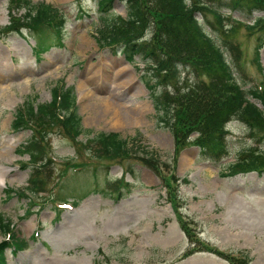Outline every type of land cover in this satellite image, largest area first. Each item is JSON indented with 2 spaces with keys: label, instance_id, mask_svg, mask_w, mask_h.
Instances as JSON below:
<instances>
[{
  "label": "rangeland",
  "instance_id": "1",
  "mask_svg": "<svg viewBox=\"0 0 264 264\" xmlns=\"http://www.w3.org/2000/svg\"><path fill=\"white\" fill-rule=\"evenodd\" d=\"M34 1L59 7L66 17L65 36L63 46L56 47L47 30L48 48L37 55L36 39L29 31L0 32V182H5L0 188V215L13 223L12 232L27 240L23 251L6 250L5 263L234 264L216 253L218 249L248 255L249 264H264V172L227 173L239 152L252 146L264 150V141L257 143L246 124L231 121L230 154L223 160L206 159L192 142L175 152L174 138L160 126L153 97L140 79L144 64L121 66L126 61L122 53L96 43L98 0ZM9 5L10 0H0V30L10 22ZM113 10L126 15L125 2L116 0ZM220 13L225 17L222 24L212 12L198 18L222 48L226 50L227 40L239 46V61L226 53L245 88L263 85L264 29L250 32L244 26L263 13L244 3L221 6ZM83 38L89 42L82 45ZM257 48L262 71L255 61ZM110 64L114 77L108 76V84L101 87ZM58 82L73 87L77 98L90 92L100 100L78 101L84 120L92 111L102 113L107 104L100 98L114 88L116 124L88 119L84 126L95 132H118L124 138L141 133L156 150L160 172L133 157H95L96 152L83 144L86 137L76 141L58 126L45 143L47 156L53 159L47 169L48 191L31 199L16 194L29 185L33 171L28 166L31 155L22 152L33 131L13 129L17 109L29 97L36 103L50 102ZM175 196L179 200L172 202L170 197ZM63 201L70 205L59 206ZM8 238L0 231L1 241Z\"/></svg>",
  "mask_w": 264,
  "mask_h": 264
},
{
  "label": "trees",
  "instance_id": "2",
  "mask_svg": "<svg viewBox=\"0 0 264 264\" xmlns=\"http://www.w3.org/2000/svg\"><path fill=\"white\" fill-rule=\"evenodd\" d=\"M121 1L126 4L125 17L114 12L115 0L98 1L97 43L114 52L121 50L132 64H136L137 57L144 63L146 69L142 79L152 92L160 125L169 129L174 136L176 152L192 142L199 147L204 157L214 162L220 161L229 153L226 124L232 119L246 122L250 126V135L258 143L264 141V79L260 87L246 89L236 74L234 66L237 65H233L227 58L226 51L198 18L200 13L212 12L222 24L225 17L220 13L221 6L237 7L244 3L251 11L263 13L253 24L244 23L246 30L251 32L257 27L263 30L264 0H230L231 3L227 0ZM11 2L14 8H24L25 12L20 16L12 13L11 22L3 32L29 29L32 35H36L37 52L48 48L45 44L48 29L57 35L59 41L63 39L66 20L58 8L44 2L34 3L32 0ZM209 2H212V6ZM226 50L236 55L237 60L240 58L239 46L230 40L226 41ZM255 61L262 71L259 49ZM250 96L257 99L262 107L253 102ZM31 100L28 99L18 108L14 120V127L18 129L35 126L32 127V138L23 145L22 151L31 155L33 172L29 185L19 195L28 197L29 194H40L47 190L49 178L41 174L51 167L53 161L47 156L45 143L58 126L73 139L81 134L88 137L90 143L98 146L95 149L97 157L113 159L134 156L156 173L160 172L156 150L130 146V142L117 133L101 132L91 137L92 131L83 127L77 111L73 88L65 87L64 84L54 87L53 100L48 103L36 104V99ZM192 134H196L195 137ZM239 156L237 162L229 168V173L254 169L264 171V151L250 147L240 152ZM162 179L165 183L164 175ZM167 184L170 186L169 180ZM170 199L172 202L177 200L176 196ZM0 230L11 232V223L6 222L2 216ZM26 245L15 233L9 241L0 242V264L6 262L7 247L22 249ZM214 250L234 264L250 262L248 255L243 253L232 255ZM241 255L243 257L239 258Z\"/></svg>",
  "mask_w": 264,
  "mask_h": 264
},
{
  "label": "bare ground",
  "instance_id": "3",
  "mask_svg": "<svg viewBox=\"0 0 264 264\" xmlns=\"http://www.w3.org/2000/svg\"><path fill=\"white\" fill-rule=\"evenodd\" d=\"M88 42L89 41L87 39L83 38L81 44L83 45V44L88 43ZM122 65H126L127 68H130V65L125 60H123V63L121 64V66ZM109 69L110 70L108 71V75L105 78H102V79L99 78V79H101V83H100L101 87L106 86V84H108V76L114 77V75L112 74L114 67H112L111 64L109 66ZM27 74H29V73H27ZM9 88H10V86H9ZM82 92H84V91H81V93ZM81 95H82V97L80 96V93H79V96H78L79 101L83 100V98H86V97H88L89 102L94 101L95 103H97L98 101H100L97 97H95V96L92 97L90 92L87 94L83 93ZM115 98H116V91L114 88L111 87V88H109V96L106 98H104V97L100 98V99H103L107 104L105 109L102 111V113L98 114L96 111H92L91 112V118H90V116L85 117L84 122H87L88 119L89 120L90 119H94V120L98 119L100 122H103L105 125L109 124V123H110V125H115L116 122L114 120H116L117 116H118V114H115V112H114V100H115ZM82 111H83V109H82ZM111 117H113V118H111ZM4 184H5V182L4 183L0 182V188Z\"/></svg>",
  "mask_w": 264,
  "mask_h": 264
}]
</instances>
